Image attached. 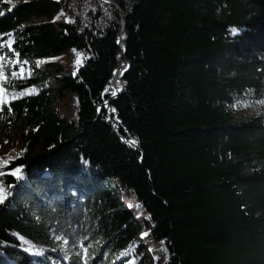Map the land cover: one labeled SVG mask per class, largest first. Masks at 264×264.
<instances>
[{
    "label": "trees",
    "instance_id": "trees-1",
    "mask_svg": "<svg viewBox=\"0 0 264 264\" xmlns=\"http://www.w3.org/2000/svg\"><path fill=\"white\" fill-rule=\"evenodd\" d=\"M0 12V125L27 144L1 156L0 264H79L90 240L104 264L147 252L154 264H264V0H0ZM53 54L76 75L21 76ZM241 100L260 104L246 116Z\"/></svg>",
    "mask_w": 264,
    "mask_h": 264
},
{
    "label": "rangeland",
    "instance_id": "rangeland-1",
    "mask_svg": "<svg viewBox=\"0 0 264 264\" xmlns=\"http://www.w3.org/2000/svg\"><path fill=\"white\" fill-rule=\"evenodd\" d=\"M59 55L53 54L48 55L44 58H33L30 61H27V64L24 62L20 65L23 67L24 72L21 74V76H26L29 71V67L27 65H35L37 66L39 63L38 68H40L41 71L48 74L47 80L42 83L41 86H57L58 82L54 78H57L58 76L68 74L70 70H73V72L76 70V66H70L69 68H66L64 70H58L60 68V58ZM80 56V55H79ZM78 57V56H77ZM76 57V59H77ZM75 59V61H76ZM80 59L82 61V58L80 56ZM12 62L9 61L8 69L5 71L7 78L9 79L11 77V64ZM21 72V71H20ZM41 89V87L37 90V92ZM259 102H255L254 100H241L237 104V113L238 114H244L246 116H250L253 113H255L258 109ZM64 114L67 115L70 119H77V99L76 96L73 93H68L67 95V103L64 106ZM21 132V129H16L13 131V134L9 137H5L6 133V127L5 125H0V167L4 166L5 163L1 160V156L6 154H11V156L16 157L20 154H23L26 151L27 144L19 139V134ZM42 148L38 147L36 152H41ZM84 247L88 248L87 256L85 257L82 253L81 247L78 252H81V260L79 261V264H83L84 260H87V264H104L101 262V255H103L104 259H107L106 253L103 252V243L102 241L93 242L90 240L88 244L83 245ZM104 253V254H103ZM124 252L117 253L116 256H122ZM147 258L145 259L143 264H154V259L150 255L149 252L145 255ZM106 264H112V263H106Z\"/></svg>",
    "mask_w": 264,
    "mask_h": 264
},
{
    "label": "snow or ice",
    "instance_id": "snow-or-ice-1",
    "mask_svg": "<svg viewBox=\"0 0 264 264\" xmlns=\"http://www.w3.org/2000/svg\"><path fill=\"white\" fill-rule=\"evenodd\" d=\"M0 15H3V13L0 12ZM69 22H71V21H69ZM237 31H238L237 29H232V34H236ZM73 51H75V50H73ZM16 55H19V54L17 53ZM2 59H3V57L0 56V60H2ZM18 62L19 61H17V63ZM24 63L27 64V61H24ZM75 63H76L77 66L81 65V63H82L79 54H78V57H77ZM37 66H39V63H38ZM126 70L127 69L125 68V71ZM20 71H21V74L24 72L23 67H21V70ZM28 74L31 75V71H29ZM122 74L123 73H121V75ZM12 75L13 76H16L17 74L15 72H13ZM73 75H76V73L73 72ZM5 79L6 78H5V75H4V71L2 69V66H0V81H4ZM34 91H35V88L34 87L31 88V89H25L23 92L20 93V95L21 96H25V95H29L30 96V95H32L34 93ZM104 91L105 92H108L109 89L106 88ZM116 94H117L116 90H112L111 91V95L112 96H115ZM7 97H8V93L4 90V85L2 83H0V105H6V104H9L10 103V101H9V99ZM17 98L18 97L15 94H13L12 97H11V99H17ZM106 104H107V102H105V105ZM114 111L115 110L113 109V112ZM130 143L133 144V145H135L137 143V141L133 140V141H130ZM20 171H21L20 169H16V172L13 173V174L14 175H17V174L20 173ZM18 178H22V176H18ZM7 194L8 193L2 187H0V203L3 202V200L6 198ZM144 235H147V233H145ZM56 239L57 240H61L62 238L59 237V236H57ZM63 243L66 244L67 241L65 240V241H63ZM80 247H81V250H82L83 255L86 257L87 256V253H88V248L84 247L83 244H81ZM61 250H63V248H61ZM28 251H33V249H28ZM42 252H43L42 249H38V250H36L34 252V254H42ZM76 255L77 256H80L81 255V252L76 253ZM65 258L67 259L68 257L66 256ZM83 264H87V260H84L83 261Z\"/></svg>",
    "mask_w": 264,
    "mask_h": 264
},
{
    "label": "water",
    "instance_id": "water-1",
    "mask_svg": "<svg viewBox=\"0 0 264 264\" xmlns=\"http://www.w3.org/2000/svg\"><path fill=\"white\" fill-rule=\"evenodd\" d=\"M110 1L114 2V0H110ZM124 33H125V29H123V31H122V33L120 35V40H119L122 48L124 49L123 56L125 55V51H126V41L124 40ZM122 64H123V60L120 61L119 65H118L117 69L114 71L113 77L111 79V86L113 88H115V90L117 92V94L115 96H112V99L115 98V97H117L125 89V83L121 80V73H122V67L121 66H122ZM116 76L118 78H120V82L122 83V85H115V84H113V79ZM106 102H107L106 106H107V108H109L110 107V104H111V100H107ZM125 140L127 142H130L127 139H125Z\"/></svg>",
    "mask_w": 264,
    "mask_h": 264
},
{
    "label": "bare ground",
    "instance_id": "bare-ground-1",
    "mask_svg": "<svg viewBox=\"0 0 264 264\" xmlns=\"http://www.w3.org/2000/svg\"><path fill=\"white\" fill-rule=\"evenodd\" d=\"M114 79H115L116 81H120V78H118L117 76H116ZM114 79H113V84L118 85L117 82H114Z\"/></svg>",
    "mask_w": 264,
    "mask_h": 264
}]
</instances>
